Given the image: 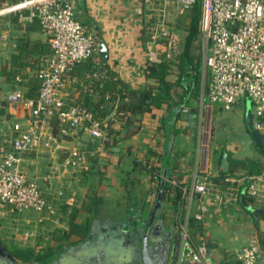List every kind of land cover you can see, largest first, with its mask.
I'll return each instance as SVG.
<instances>
[{
	"label": "crops",
	"instance_id": "obj_1",
	"mask_svg": "<svg viewBox=\"0 0 264 264\" xmlns=\"http://www.w3.org/2000/svg\"><path fill=\"white\" fill-rule=\"evenodd\" d=\"M20 1L22 0H1L0 9ZM84 4L86 13L82 15L73 2L81 21L88 23L84 27L85 30L90 29L98 42L102 40L105 43L106 60L102 61L98 57L99 61L108 67L105 72L112 73L114 75L112 80H119L129 90L156 87L157 83L145 75L148 48L147 14L150 10L146 9L144 1L84 0ZM48 54L47 35L28 17V11L0 14V96L4 97L8 92L17 91L23 97H35L38 83L36 74ZM175 78L174 75L169 77L171 81ZM86 93L92 95L94 100L102 94L109 98V92L103 90V82L97 81L96 76L88 74L82 76L77 73L67 79L60 95L68 103H78ZM180 94L182 91L179 87L171 90L173 103L179 102ZM201 94L200 91L197 98H188L181 108L178 106L170 108L167 103H161L153 106L149 112L131 114L124 119L114 120L111 125L112 132L108 134L102 150L89 157L87 163L80 168H57V164L66 155L63 151L75 145L94 150L97 141H91L88 136H83L78 141L61 139L60 148L63 150L59 151V158L50 151L31 153L24 158L23 167L28 176L40 184L46 199L55 207V211L58 209L64 211L65 216L61 215V218H66L68 225L73 211H76L75 223L83 225L81 210L92 213L88 220L93 223L97 218L96 209L108 201L126 205L133 197L134 203L151 206L154 204L160 182L164 180L165 171L167 174L165 185L169 186V182L173 180L180 186L181 204L175 206L172 200L173 193L161 200L166 208L170 207L172 208L170 211L175 212L177 222L183 221L189 215L190 223L191 213L195 207L187 213V200L183 198L182 191L189 192L195 183L200 182L204 172L209 175L214 187L224 190L229 185V182H226L228 178L252 175L250 171L260 169L258 172L260 173L264 170L262 157L255 159L252 166L247 167L242 159L234 156L232 158L229 153V149L238 147L239 150L253 155L255 144L246 123L244 129H241V142L237 138L235 140L210 137L214 109L205 93L203 96ZM238 105L239 103L233 109L238 108ZM202 106L211 109L208 127L201 121ZM217 111H222V108L218 106ZM27 119L26 112L21 106L10 107L5 102L1 103V147L7 146L5 142L9 139L12 123L19 122L25 126ZM223 151L227 152L229 168L235 170L217 182ZM151 169L157 178H152L149 173ZM203 203L208 206L209 212L201 221H197L202 226V234L196 240L203 239L207 243L212 262L231 263L232 251L246 246L240 240H243L247 228L250 237H257L258 241L259 228L256 227L258 226L256 219L259 218V213L264 211V204L253 203L244 196L235 202L219 203L210 194L203 197ZM173 206L178 208V216ZM5 215L7 214L4 207L0 205V221ZM30 219L22 218L21 221L30 223V220L34 225H43L46 220L49 222L40 228L34 226L31 237H35L31 240L21 234L13 235L14 240L21 242L27 249L35 248L34 245L47 240L54 232L53 226L58 225L57 219L36 215ZM4 229L0 224V234L5 233ZM63 230L62 233L67 232L66 228ZM78 238L76 235L70 237L71 240ZM53 240L56 238L53 237ZM259 249L260 262L264 264V251L260 247Z\"/></svg>",
	"mask_w": 264,
	"mask_h": 264
},
{
	"label": "built area",
	"instance_id": "obj_2",
	"mask_svg": "<svg viewBox=\"0 0 264 264\" xmlns=\"http://www.w3.org/2000/svg\"><path fill=\"white\" fill-rule=\"evenodd\" d=\"M143 1L151 7L156 1L166 3L167 0ZM173 1L182 10L190 9L195 3V0ZM24 10L47 35L49 54L36 74L35 97H23L17 91L0 96V105L5 102L10 107L21 106L28 117L25 126L12 123L6 148L0 146V205L6 214L31 210L52 215L55 207L46 199L37 180L28 176L23 167L24 158L43 151H50L59 158L63 138L78 141L88 136L91 141H97L94 150L75 145L63 151L66 155L57 168L75 169L84 166L89 157L102 150L107 131L90 111L77 103L66 102L60 95L70 72L98 55V42L76 19L73 3L69 0H22L2 7L0 14ZM201 10L203 69L208 73L207 100L230 111L247 97L254 105L252 129L262 137L264 150V0H201ZM161 18L146 28L149 64H159L176 54L177 38L165 29V21ZM53 118L57 122L56 134L51 124ZM226 182L229 185L219 190L204 172L200 182L189 192L182 191L187 200V213L195 207L192 219L201 221L209 212L203 203L206 194L219 203L235 202L244 196L253 203L264 204V170L228 178ZM169 183L178 186L176 181ZM188 217L177 222L178 245L168 264H261L256 244L232 251L231 263L212 262L207 243L191 237Z\"/></svg>",
	"mask_w": 264,
	"mask_h": 264
},
{
	"label": "trees",
	"instance_id": "obj_3",
	"mask_svg": "<svg viewBox=\"0 0 264 264\" xmlns=\"http://www.w3.org/2000/svg\"><path fill=\"white\" fill-rule=\"evenodd\" d=\"M69 1L73 3L71 0ZM182 13L185 19L187 20L186 25L184 27L186 35L184 38L183 51L177 63L176 61H173L172 58H169L159 64H149L147 62V66L145 68V75L147 78L153 79L157 83L156 87H147L138 91L127 89L119 80H112L114 79V75L112 73L105 72V69L108 70V67L107 65H103L99 61L98 55H96L93 59H89L85 62L80 63L70 72L69 77L75 75L76 73L82 76H85L87 74L96 76L97 81L103 82V90L109 92L108 99L106 98L105 94H102L96 100L93 99L92 95L86 93L83 98L77 103L78 105L90 111L92 116L100 122L101 127L107 131V134H111V125L114 120L124 119L127 115L131 114L140 115L149 112L151 111V108L153 106L160 105L161 103H167L170 108H175L177 106L181 108L186 104V100L188 98L198 97L202 87L200 80L202 72V60L201 55H195L192 52V49L194 47V44L199 43V41L201 40V0H195L194 5L188 10H183ZM33 21L40 28L37 21ZM79 22L83 25V27H86L88 25V23L85 21ZM173 66H176L179 72L176 75V78L171 81L169 77L173 75ZM106 77H109L110 80L108 78L106 79ZM174 87H179L182 91V94H180L179 96L178 103H173L172 101L171 90ZM113 109L116 110L115 115L106 120V117L110 115ZM51 124L53 127V134H56L57 122L54 118L52 119ZM63 140L65 139L63 138ZM256 167L257 166H255V168ZM234 170V168H229L226 173L220 171V177L217 182L220 181V179L222 178H226L228 173H231ZM259 171L260 169L250 171V174L258 173ZM149 173L151 174L153 179L157 178L156 174L154 173V170H149ZM171 193L174 194L172 200L175 206H179V204H181L180 186L178 185L177 187H173L171 185H165L163 187L162 199L166 198ZM133 200V197H131V202L125 205V211L122 217H125V214L133 216L136 213L137 205L136 203H134ZM253 214H256V212H253ZM75 215L76 211H73L70 215L69 230L64 233L65 239L70 238L72 235L82 237L91 232V228L89 225L82 227L81 225L75 223ZM258 216L264 222V211L259 213ZM189 222L190 235L193 239H196L202 234V226L194 219H190ZM256 227L258 228L257 225ZM262 242H264V240H258L257 245L261 248L262 251H264ZM54 253L56 252L48 250L44 253L43 256H45V259H47L49 255L54 256ZM14 254V257L17 258V260L25 263L30 262L33 259L41 258L34 257L33 259H31V253L29 254L27 251L25 253L21 249H15Z\"/></svg>",
	"mask_w": 264,
	"mask_h": 264
},
{
	"label": "rangeland",
	"instance_id": "obj_4",
	"mask_svg": "<svg viewBox=\"0 0 264 264\" xmlns=\"http://www.w3.org/2000/svg\"><path fill=\"white\" fill-rule=\"evenodd\" d=\"M147 10H151V12L149 14H147V25H151L153 22L158 21L161 17H163V21H165L164 25H165V29H167L168 31H171L172 33L175 34L176 38H177V49H176V54L173 55L171 58L173 59V61H178L182 51H183V45H184V38H185V25H186V19L183 15V10L181 8H179L173 0H167L166 3L164 2H155L153 3V5L151 7L146 8ZM182 13V14H181ZM74 14L77 20L81 21V17L78 14V10H76V8H74ZM165 16V18H164ZM162 19V18H161ZM90 34H92V31L90 29L87 30ZM192 52L195 55H201V60H202V72H201V95L203 96V93H205V86L207 83V79H208V73L205 69H203V59H204V49H203V43H202V38L199 41V43H195L194 47L192 49ZM172 71H173V75L176 76L178 74V68L176 66L172 67ZM247 106L250 107L251 112L254 111V105L251 103V101L247 98L244 97L239 101V105L238 108L236 109H232L231 111H224L222 109V111L218 112V105H213V109H214V114L212 113V116L210 114L211 109L210 108H205V106H202L201 108V121L202 123H206L207 127L209 125V120H210V116H211V128L209 130V134L210 137L212 139H219V138H237L239 142L242 141L241 139V129H244V123H245V112L247 109ZM220 107V106H219ZM218 112V113H217ZM246 125V124H245ZM236 140V139H235ZM254 146V153L252 155V153H248V152H243L242 150H239L238 147H233L231 148V150L229 149V153L231 155V157H237V159H242V161L244 162V164L248 166H252V161H255V159L262 157L264 158V150L260 149L259 147ZM222 149H225V147H222ZM240 151V152H237ZM239 154V155H238ZM252 155V156H251ZM255 163V162H254ZM254 166V165H253ZM46 197V195H45ZM109 202V201H108ZM106 202L104 204H100L99 209H96V213L95 215L97 216H103V217H107L110 216V218L112 220H114V218L118 217L119 214H121V217L118 221H124L122 219H125L122 217L123 213V207L125 206L122 203H117L114 201L111 202ZM166 208L169 211L172 208ZM173 209L177 210V216H178V208L173 206ZM81 215V222L83 223V225H81L82 227H85L88 225L89 220L88 217L90 216V214H92L90 211H84L81 210L80 211ZM34 215L36 216H43L46 217L48 219H57L58 221V225H54L56 226L52 229H54L53 234H51L49 237H47V240L45 241H41L40 244H36L34 245L35 248H26L25 245H23L21 242H19L18 240H14L13 235L16 234H21L23 236H28L29 239L31 240L33 237H31V232L34 230V226L40 228L43 225H46L47 221L49 222V220L44 221L43 225L42 224H37L34 225L32 221H30ZM61 215H64V211H62V209H58L56 211H54V213L52 215H49L48 212H42L41 214L33 212L31 210H23V211H19L16 212L14 214H7L4 217H2V220L0 221V224L3 226L4 229V234H0V243H2L9 251L10 253L14 256V251L15 249H21L23 250V252L26 253V251L30 254L33 259L34 257L38 258L41 257L40 260L44 261L45 256L44 253L47 252L48 250H51L52 252H56L58 250H60L62 247L70 245L75 243L77 240H71L70 238H64V233H62V231H64L63 229L66 228L67 231L69 230V225L67 222L66 218H61ZM127 214H125L126 216ZM65 216V215H64ZM22 218H28L30 219L29 222L30 223H24L21 221ZM177 218V217H176ZM177 220V219H176ZM256 220L258 223V228H259V232H258V240L263 241L264 240V222L263 220L259 217ZM199 223V222H198ZM36 230V229H35ZM255 234V233H254ZM56 238V240H53V237ZM60 235V236H59ZM254 236V235H253ZM63 237V238H61ZM250 231L249 228H247L244 231L243 234V240H240L242 243L248 245V244H257V237H250ZM58 239H60V241H57ZM50 256V255H49ZM170 262V261H169Z\"/></svg>",
	"mask_w": 264,
	"mask_h": 264
},
{
	"label": "flooded vegetation",
	"instance_id": "obj_5",
	"mask_svg": "<svg viewBox=\"0 0 264 264\" xmlns=\"http://www.w3.org/2000/svg\"><path fill=\"white\" fill-rule=\"evenodd\" d=\"M160 204L152 220L154 204L148 206L143 203L136 204V213L133 216L126 215L124 221H118L121 214L114 220L110 216H98L93 223H88L91 228L89 234L62 247L44 261L33 259L27 263L21 262L0 244L11 255L9 258L0 253V264H142L140 249L147 228L149 256L157 262L166 252L168 264L178 245L177 218L175 212L166 209L162 200Z\"/></svg>",
	"mask_w": 264,
	"mask_h": 264
},
{
	"label": "water",
	"instance_id": "obj_6",
	"mask_svg": "<svg viewBox=\"0 0 264 264\" xmlns=\"http://www.w3.org/2000/svg\"><path fill=\"white\" fill-rule=\"evenodd\" d=\"M74 2L75 7L78 8V10L80 11V13L82 15H85V4H84V0H72ZM97 53H98V57L102 60L105 61L106 57H107V48L105 46V43L100 40L98 42V47H97ZM115 114V110L112 111V113L106 117V120H108L109 118H111L113 115ZM245 123L247 128L250 130V136L253 140V143L259 147L262 148V137L252 129V112L249 106H247V109L245 111ZM220 170L224 173H226L229 170V162H228V157H227V152L223 151L222 152V157H221V163H220ZM163 176H164V180L160 182L159 185V189L158 192L156 194L155 197V201H154V205H153V210H152V215H151V219L152 220L155 217V212L157 209H159L161 207V199H162V193H163V187L165 186V179L167 178V174L164 171L163 172ZM148 228L145 231L144 237L142 239V246L140 249V259L142 264H166V252H164L163 256L161 257V259L157 262H155L154 260H152V258L149 256V249L147 246V237H148ZM262 246L264 247V242H262ZM0 253L1 254H5L7 255L9 258H11V255L6 252L5 248L3 246L0 245Z\"/></svg>",
	"mask_w": 264,
	"mask_h": 264
}]
</instances>
